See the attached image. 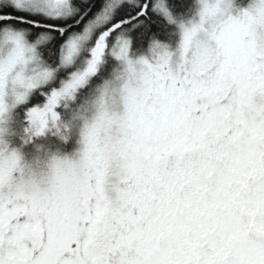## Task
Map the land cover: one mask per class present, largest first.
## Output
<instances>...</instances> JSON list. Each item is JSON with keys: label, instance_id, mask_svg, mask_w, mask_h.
<instances>
[{"label": "snow or ice", "instance_id": "snow-or-ice-1", "mask_svg": "<svg viewBox=\"0 0 264 264\" xmlns=\"http://www.w3.org/2000/svg\"><path fill=\"white\" fill-rule=\"evenodd\" d=\"M0 264H264V0H0Z\"/></svg>", "mask_w": 264, "mask_h": 264}]
</instances>
